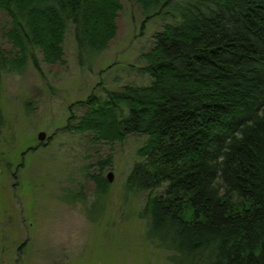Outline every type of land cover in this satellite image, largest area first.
<instances>
[{
	"label": "trees",
	"instance_id": "trees-1",
	"mask_svg": "<svg viewBox=\"0 0 264 264\" xmlns=\"http://www.w3.org/2000/svg\"><path fill=\"white\" fill-rule=\"evenodd\" d=\"M122 2L0 0V71L63 65L69 27L78 66L92 71ZM136 3L143 25L170 20L136 68L148 82L71 104L62 131L105 145L145 137L124 192L146 194L145 240L170 264H264V0ZM111 166L108 156L85 174L91 203L81 188L65 194L90 223L106 206Z\"/></svg>",
	"mask_w": 264,
	"mask_h": 264
},
{
	"label": "rangeland",
	"instance_id": "rangeland-1",
	"mask_svg": "<svg viewBox=\"0 0 264 264\" xmlns=\"http://www.w3.org/2000/svg\"><path fill=\"white\" fill-rule=\"evenodd\" d=\"M122 5L117 35L92 71L77 64L71 27L63 65L40 62V70L28 65L21 75L0 71V264H170L165 250L145 240L146 222L139 214L146 194L124 192L145 137L105 145L62 131L71 104L91 93L148 82L136 68L144 65L140 57L151 49L152 35L170 20L143 25L146 16L136 0ZM0 45L7 48L1 36ZM41 132L45 137L39 141ZM108 156L112 166L103 177L111 173L112 180L93 224L83 206L69 204L65 194L81 188L91 203L94 185L85 174Z\"/></svg>",
	"mask_w": 264,
	"mask_h": 264
},
{
	"label": "water",
	"instance_id": "water-1",
	"mask_svg": "<svg viewBox=\"0 0 264 264\" xmlns=\"http://www.w3.org/2000/svg\"><path fill=\"white\" fill-rule=\"evenodd\" d=\"M44 137H45V134L44 133L41 132V133L38 134V140L39 141H42L44 139ZM106 178H107L108 182L110 183L111 180H112L111 173H109Z\"/></svg>",
	"mask_w": 264,
	"mask_h": 264
}]
</instances>
